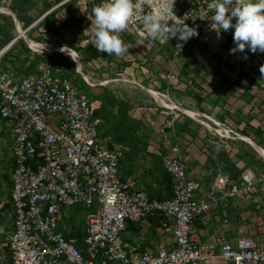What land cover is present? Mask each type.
<instances>
[{
    "label": "built area",
    "instance_id": "built-area-1",
    "mask_svg": "<svg viewBox=\"0 0 264 264\" xmlns=\"http://www.w3.org/2000/svg\"><path fill=\"white\" fill-rule=\"evenodd\" d=\"M210 2L203 0L194 9L183 10L174 0L176 20L196 29L198 35L187 42L165 40L175 55H184L195 44L245 78L256 77L249 64H264V55L252 56L247 48L232 54L235 44L230 33L224 31L218 37L210 27ZM166 3L172 7L171 0H151L156 10ZM148 11L145 5V14ZM142 14L135 13L121 38L141 29ZM173 23L170 19L169 24ZM6 49H0V63ZM61 69H53L48 61L21 74L0 67V118L9 125L14 164L10 176L12 230L7 237L11 264H220L218 259L264 264L263 244L247 237L231 241L222 232L202 243L193 227L197 216L221 201L249 198L262 177L234 180L216 171L204 186L186 174L179 136L170 135L165 123L148 120L166 149L162 165L172 179L170 197L150 198L137 187L134 176L120 168L129 146L101 137L102 118L95 114L99 100L90 99L60 74ZM166 78L178 81L174 72ZM78 205L86 209L81 238L67 235L61 222L64 210ZM149 214L157 216L159 232L170 236L172 245L128 249L123 239L127 222L142 221ZM220 226L223 229L224 224Z\"/></svg>",
    "mask_w": 264,
    "mask_h": 264
},
{
    "label": "crops",
    "instance_id": "crops-1",
    "mask_svg": "<svg viewBox=\"0 0 264 264\" xmlns=\"http://www.w3.org/2000/svg\"><path fill=\"white\" fill-rule=\"evenodd\" d=\"M54 8L53 5L50 11ZM86 9L87 20L83 31L77 33L75 27L71 30L60 27L59 38L75 39L82 45L87 43L95 48L91 44L94 26L89 19L92 7ZM71 13L75 15V12ZM140 30H143L142 27ZM121 39L130 46L128 53L119 57L115 55L124 71L134 76L146 74L152 82V90L170 100L173 98L179 104L161 103L151 93L156 99L154 104L140 107L132 117L165 123L167 130L171 131L170 135L179 136L180 156L189 177L206 186L214 172L230 174L221 159L223 154L239 171V180L262 177L261 182L255 183L256 191L249 198L235 196L223 200L195 218L193 227L201 242L205 243L222 232L231 241L247 237L264 245V170L258 161L262 159L264 162V154L260 150H264V81L245 78L233 68L221 65L216 57L209 56L195 44L188 47L187 54L180 56L174 54L170 41L164 37L147 39L139 45L136 44L138 32ZM170 72L177 74L178 81L166 78ZM160 78L164 80L156 86ZM163 106L179 112L169 114ZM189 111L195 114L191 115ZM150 148L148 151L152 152ZM121 166L122 160V169ZM139 186L142 187L137 183ZM222 223L223 229L220 226ZM158 228L155 214H149L142 221L127 222L123 232L126 247L141 251L159 243L171 246L172 238L162 235ZM218 263L233 264L222 259H218Z\"/></svg>",
    "mask_w": 264,
    "mask_h": 264
},
{
    "label": "rangeland",
    "instance_id": "rangeland-1",
    "mask_svg": "<svg viewBox=\"0 0 264 264\" xmlns=\"http://www.w3.org/2000/svg\"><path fill=\"white\" fill-rule=\"evenodd\" d=\"M63 1L33 0L34 4L29 7V15L33 18V21L29 25H24V23L18 21V28L15 21L13 25L12 20L9 18L10 16L13 18V15L16 16L10 9L12 0H0V49L7 46L5 52L9 50L8 53L13 56L10 62L7 60L1 61L2 68L21 74L29 71L34 65L42 61H48L53 69L62 66L61 73L83 90L88 97L100 95L105 98L108 93L116 94L119 100L129 106L127 111L131 116L136 114L140 107H144L149 103L154 104L156 99L150 92L152 90L150 83L152 82H150L149 77H146V74L141 73L137 74L138 76H134L131 73H127L120 66L121 62L115 58L114 54H100L92 46L86 45L87 43L82 45L75 39L67 40L66 37L61 39L59 38L60 33H53L48 27L51 20H54L55 23L57 22L56 24L58 25V22H61L60 18L69 26L86 25V12L88 10L86 8L93 7L95 4L101 3L102 0H69L66 3H63ZM178 1L180 7L184 10L194 9L203 0ZM53 5L58 13L57 17H51L47 21L45 15ZM47 6H49L48 9ZM71 12H75V15H72ZM228 32L233 40L234 28L228 30ZM10 36L13 38L9 42L4 43ZM66 36L70 35L67 34ZM38 38L43 39L38 41ZM29 40L34 45H30ZM63 47H70L77 52L78 59H80L79 67L76 66L75 59L69 54L60 51L59 48ZM100 55H103V58H100ZM71 62H73V66ZM260 66L261 64L257 63L249 64V67L256 75V77H252L249 80L264 81V75L259 70ZM162 80L164 79H158L156 86H160ZM158 95L163 99L165 98L160 94ZM166 99L168 97L164 100L166 101ZM171 99L167 102L179 106L173 98ZM166 110H168L169 114L179 112V110L173 111L167 108ZM102 114L107 122L105 126L100 127L102 136L107 134L104 137L107 141H123L129 145V152L122 158L121 167L124 174L134 176L136 182L142 185V187H139L146 190L148 195L153 198L169 196L172 183L162 165V155L165 150L160 142L157 141V134L148 125V122L144 120L140 124L131 125L132 131L124 133L123 140H118V117H112L106 111H103ZM154 143H156V146ZM11 147L9 125L0 119V264H9L10 260L7 249V237L11 231L12 219L10 206L7 202L10 193ZM148 147H151L150 149L153 151H148ZM74 211L73 207L66 208L64 221L69 218L68 212L74 214ZM75 216V224H79L83 220L79 210L75 212ZM67 225L66 223L65 226Z\"/></svg>",
    "mask_w": 264,
    "mask_h": 264
},
{
    "label": "clouds",
    "instance_id": "clouds-1",
    "mask_svg": "<svg viewBox=\"0 0 264 264\" xmlns=\"http://www.w3.org/2000/svg\"><path fill=\"white\" fill-rule=\"evenodd\" d=\"M171 3V8L166 3L156 10L152 8L151 0H102L92 7V17L89 18L94 26L91 44L97 51L108 55L119 57L128 53L130 46L120 34L128 29L136 12L143 13L140 17L143 30H138L137 45L147 39L159 40L162 37L187 42L198 32L187 23L176 20L172 11L174 0ZM145 5L150 8L146 14ZM207 7L212 12L208 17L212 21L210 27L218 37L234 28L232 54L244 52L246 48L252 53H264V0H211ZM170 19L174 21L171 25ZM259 70L264 75V64Z\"/></svg>",
    "mask_w": 264,
    "mask_h": 264
},
{
    "label": "trees",
    "instance_id": "trees-1",
    "mask_svg": "<svg viewBox=\"0 0 264 264\" xmlns=\"http://www.w3.org/2000/svg\"><path fill=\"white\" fill-rule=\"evenodd\" d=\"M33 4H34L33 0H12V4L10 6V9L15 13L16 18L18 19V21L20 23H24V25H29L33 21V18L29 15V7H31ZM48 8H49V6H47V9ZM56 14H57L56 10L52 9L51 11L46 13V15H45L46 20L48 21V19H50L51 17L54 18L56 16ZM9 18L12 20V23H13L14 22V18H12L11 16ZM63 21L64 20H61V22H58L59 25H57L56 24L57 22L55 23L54 20H51V22L48 24V27L50 28V30L53 33H55V32L60 33L59 32L60 27H64L67 30H71L72 28L75 27L78 30L77 32L81 33L83 31V29L86 27L85 24L83 26H79L80 24H78L77 26L76 25L69 26V25L65 24ZM13 25H14V23H13ZM12 38L13 37L10 36L7 39V41H5L4 43L9 42ZM42 39L43 38H38V41H40ZM8 51L4 52V54L2 55V57H1V61L2 62L5 61V60H7L9 62L12 61L13 56L11 54H9ZM257 53H259L261 55H264V53H261L259 51L256 52V53H252L251 52V55L254 56ZM184 54H187V51ZM42 62H44V61H42ZM196 64L199 65V62L196 61ZM71 65L72 66L74 65L73 62H71ZM36 66L37 65H34V67L32 69H30L29 71H35ZM0 67L2 68L1 64H0ZM3 70H7V69H3ZM8 71H11V70H8ZM26 72H28V71H26ZM60 74L62 76H64V77H67L66 75H63L62 73H60ZM83 85H84V87H86L85 84H83ZM107 95L108 96H105V98L100 96V95H97V96H94V97H90L89 96L90 99H97L100 102L99 108L95 111V114L99 115L102 118V122L99 125V132H100V127L101 126L103 127V126H105L107 124V122H106V120H104L103 114H102L103 111H106V112H108V114L110 116L118 117L117 127H118V130H119V133H117V139L118 140H123V138H124L123 134L124 133H129V132L132 131L131 130V125L140 124L141 120L136 119V118H134V117H132L131 115L128 114L127 108H129V106L127 104H125V102H123L122 100H119V98L117 97L116 94H109L108 93ZM106 99H108V100H106ZM1 120H4V119H1ZM169 132L171 133L170 130H168V133ZM100 135H101V137L104 138V137H106L107 134H105V136H102V134L100 132ZM117 142H121V143L127 144L126 142H123V141H117ZM221 159L224 160L226 168L230 172V174H229L230 177L232 179H234V180H239L238 179V172L239 171L235 168L234 164L224 154L221 156ZM11 160H12V162H11L10 170L12 171L13 166H14L13 157H12ZM258 161L260 163L259 166L262 168V170H264V162L262 161V159H259ZM164 170H165V168H164ZM165 172H166V170H165ZM10 176H11V174H10ZM169 177H170V175H169ZM170 179H171V177H170ZM171 183H172V179H171ZM10 187H11V180H10ZM171 195H172V187H171V194L169 196H167V197H170ZM149 197L153 198L151 196H149ZM167 197H163V198H167ZM163 198H158V199H163ZM7 203L10 206L11 219H12V206H11V202H10V193H9V197H8V202ZM73 208L75 209L74 214L72 212H68L69 218H68L67 221H64V213H63L61 222L64 225V231H65V233L67 235L76 236L78 238H81L83 236V234H84V226H85L84 215H85L86 209L84 207L80 206V205L74 206ZM77 210H79L80 214H82V216H83V220L80 221L79 224H75L76 221H74L75 217H76L75 216V212H77ZM158 221H159V219H158ZM66 223L68 224L67 226H65ZM10 230H12V220H11V229ZM7 249H8L9 259H10V251H9L8 247H7ZM9 264H11V259L9 260Z\"/></svg>",
    "mask_w": 264,
    "mask_h": 264
},
{
    "label": "bare ground",
    "instance_id": "bare-ground-1",
    "mask_svg": "<svg viewBox=\"0 0 264 264\" xmlns=\"http://www.w3.org/2000/svg\"><path fill=\"white\" fill-rule=\"evenodd\" d=\"M18 28H19V26H18ZM29 43H30V45H34V43L32 41H30V40H29ZM59 49H60V51H62L61 49H64V51H62V52H65V53L69 54L78 63V61H79L78 60V55H77V52L75 50H73L70 47H63V48H59ZM150 91L156 97V99L159 100L161 103L170 105V103H168L167 101H165L164 100L165 98L163 99L162 97H160L157 92H155L154 90H150ZM189 113L191 115H194L195 114L193 111H189ZM260 150L264 154V150H262V149H260Z\"/></svg>",
    "mask_w": 264,
    "mask_h": 264
},
{
    "label": "water",
    "instance_id": "water-1",
    "mask_svg": "<svg viewBox=\"0 0 264 264\" xmlns=\"http://www.w3.org/2000/svg\"><path fill=\"white\" fill-rule=\"evenodd\" d=\"M13 18H14V21H15L16 26L18 27V26H19V22H18L16 16L13 15ZM18 32H19V31H18ZM10 43H11V42H10ZM78 60H79V59H78ZM75 63H76V66H77V67L80 66V60L78 61V63L75 61Z\"/></svg>",
    "mask_w": 264,
    "mask_h": 264
}]
</instances>
